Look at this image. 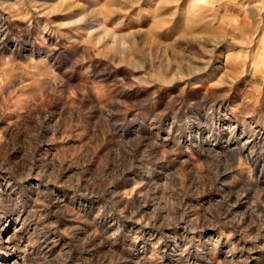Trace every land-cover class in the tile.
<instances>
[{"label": "clouds", "instance_id": "9594fccd", "mask_svg": "<svg viewBox=\"0 0 264 264\" xmlns=\"http://www.w3.org/2000/svg\"><path fill=\"white\" fill-rule=\"evenodd\" d=\"M172 3L0 0V264H264V0Z\"/></svg>", "mask_w": 264, "mask_h": 264}, {"label": "rangeland", "instance_id": "374dc122", "mask_svg": "<svg viewBox=\"0 0 264 264\" xmlns=\"http://www.w3.org/2000/svg\"><path fill=\"white\" fill-rule=\"evenodd\" d=\"M260 0H257L259 3ZM165 3L168 5L165 8V11H169L170 8L175 7L172 3V0H165ZM188 3L192 5V11L194 14V20L197 22L196 26L187 34L186 41L189 44V47L192 49L193 54L196 50L204 51L205 48H215L216 53L224 52L227 47H233L236 49H245L246 47H251L257 49V45L253 42L251 45L247 44V29L243 31H237L236 29L240 28V20L236 18L235 15L228 16L226 15V9L223 6L227 3V0H188ZM180 8H185V0H180ZM230 8L235 7V5H230ZM239 11V9H236ZM202 21V22H201ZM255 23V22H253ZM264 27V26H262ZM93 46H99L103 48L101 44H97L95 41H90ZM126 43V41L124 42ZM219 44L217 47L216 44ZM102 46V47H101ZM114 54V53H109ZM206 56V53H205ZM166 58L171 62L172 52L169 50L166 54ZM224 57H220L219 60H214V65L216 63L222 62ZM250 59V58H249ZM256 62L257 70H264V49H257L256 52ZM177 64H170L169 70H175ZM163 72V69H161ZM249 78L247 71L243 75H239L238 78L234 77L235 83L233 85L235 95V89L243 85L244 81ZM194 79V78H193ZM186 81L178 80L175 83L166 85L167 88H175L179 84ZM87 104L88 101H85ZM54 107H60L54 105ZM69 143H72L69 141ZM45 147H50L45 145ZM143 243V241H141Z\"/></svg>", "mask_w": 264, "mask_h": 264}, {"label": "bare ground", "instance_id": "6f19581e", "mask_svg": "<svg viewBox=\"0 0 264 264\" xmlns=\"http://www.w3.org/2000/svg\"><path fill=\"white\" fill-rule=\"evenodd\" d=\"M102 38L101 37H98L97 39H96V42H97V44H101L102 46H103V44H102ZM101 46V47H102Z\"/></svg>", "mask_w": 264, "mask_h": 264}]
</instances>
